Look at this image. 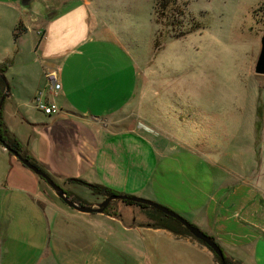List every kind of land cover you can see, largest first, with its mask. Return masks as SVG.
Wrapping results in <instances>:
<instances>
[{
    "label": "rangeland",
    "instance_id": "1",
    "mask_svg": "<svg viewBox=\"0 0 264 264\" xmlns=\"http://www.w3.org/2000/svg\"><path fill=\"white\" fill-rule=\"evenodd\" d=\"M32 2L37 4V0ZM58 2L51 0L49 12L59 13L71 27L69 19L73 17L69 16L74 15L77 6L75 18L84 23L80 26L78 22L73 27L77 26L81 37L84 36L77 47L83 56H73L66 64L61 81L67 96L63 92L59 99L67 100L70 105H77L80 100L82 104L78 108L73 106L77 113L88 111L90 116L108 119L97 123L99 148L93 152L102 157L99 161L104 165L108 161L115 168L104 169L103 164L97 163L93 167L95 179L107 180L111 183V189H107L119 195L139 194L138 198L156 202L146 184L154 175L159 154L170 149L180 152L179 144L185 150L192 148L193 153L199 152L197 157L221 169L227 186L242 182L254 192L253 205L258 207L250 219L255 225V230H250L256 234L253 233L256 241L252 244L251 261L264 264V76L253 73L259 37L264 31V0H175L161 5L162 12L156 9V0H60L61 6L55 9ZM22 38L25 41L22 40L18 50L34 52L30 38ZM19 60L13 67L16 72ZM28 67L30 71L34 68V74L38 73L31 61ZM19 71L22 72L18 75L24 76L21 77L24 88L16 91L24 94L32 73L22 74V67ZM3 76L12 84L10 75L3 73ZM80 81L82 87L78 92L83 93L78 99L75 92L68 90L73 91L72 87ZM6 86L8 90L7 82ZM23 106L20 103V109ZM8 108L11 106L7 101L0 109L2 127L23 152L32 149L41 135L48 145L49 142L54 145L57 157L58 148L62 147L85 161L87 147L82 142L87 140L84 132H89L91 127L84 120L74 143L76 148L71 149L62 145L63 128L54 117L43 116L33 104L27 106L29 117L17 108L19 115L8 116ZM106 125L115 134L105 131ZM44 153L46 156L47 152ZM19 168L48 188L32 171L21 164ZM58 174L50 177L63 192L74 194L82 201L101 196L74 181L75 178L66 179L68 172L62 170ZM52 200L69 213L77 212L57 196ZM247 209L248 205L244 210ZM178 214L189 221L187 215ZM148 218L149 226L165 223L175 228L176 225ZM17 223L7 226L0 221V264H36L42 255L38 248L58 241ZM178 226V231L188 234ZM115 238L120 244L125 242L126 250L141 261L139 264H214L208 252L181 244L176 245L175 253L161 252L144 232H140V237L135 233L126 239L115 233Z\"/></svg>",
    "mask_w": 264,
    "mask_h": 264
},
{
    "label": "crops",
    "instance_id": "2",
    "mask_svg": "<svg viewBox=\"0 0 264 264\" xmlns=\"http://www.w3.org/2000/svg\"><path fill=\"white\" fill-rule=\"evenodd\" d=\"M50 2L51 0H40V2L37 0L35 5L32 0H0V64L6 66L4 73L10 75L12 81L11 84L5 77L8 83V91L2 105L8 101L11 106L7 109L8 116L13 115L15 117L19 115L18 110H20L29 117L27 106L32 104L35 92L45 87L43 71L57 70L61 90L55 95H48V99L54 102L60 111L55 115L45 117H54L56 122L61 123L60 128H63L61 143L67 148H76L74 143L80 136L79 126L82 120L94 129L92 131L90 128L89 132H84L87 140L82 142V145L87 148L86 154L83 151L82 155L85 154L86 162L74 152L68 154L62 147L58 148L59 155L57 157L54 145L50 142L48 145L46 138L41 135L38 136L32 149L29 151L24 149L25 153L33 157L42 170L48 173L46 174L49 177L54 178L56 174L59 176L58 171L64 170L68 172L66 179L75 178V180H82L86 184H98L110 188L111 183L107 180L103 179L102 183L99 179H95V168L93 169L97 163L103 164L99 161L102 157L94 153L96 152L94 150L99 148L96 138L99 136L100 129L97 123L103 120L108 122V119L102 120L100 117L90 116L88 111H83L81 114L77 113L73 106L75 108L80 106L82 104L80 100H77V105L73 103L71 106L67 100L59 99L63 92V96L65 98L67 96L61 81L66 64L73 56H83L77 47L83 41L84 36L81 37L77 26L73 27L78 22L80 26L84 23L79 17L75 18L78 15L76 11L78 7L76 6L74 7V15L69 16L70 18L73 17L69 19L72 22L71 27H69L70 23L67 25V21L62 20L59 13L49 12ZM60 6V0L58 4H54L55 9ZM81 6L82 9L83 5L81 4ZM16 27H21L23 33L17 42H14L12 31ZM38 32L41 34L37 35ZM22 37L30 38L34 52L18 50L22 40L25 41V38ZM27 53L31 59L28 58ZM17 59L20 60L16 72L13 67ZM29 61L36 64L38 73L35 71L34 74L33 67L32 71L29 70ZM21 67L23 69L22 74L28 71L32 73L30 84L27 85L28 90L24 94L16 91L18 88H24L21 81V77L24 76L18 75L19 72H22L19 71ZM81 83L82 81L79 85L72 87V89L74 88L73 91L68 90V92H75L78 99L83 93L78 92L82 87ZM20 103L24 105L23 109H20ZM24 109L26 110L24 111ZM107 125L105 131H111L115 134V131ZM101 143L104 144V141ZM177 147L180 152H174L173 149H170L165 154H159L160 158L155 167L154 175L146 184L154 200H157L155 203L177 214L187 215L189 221H186L211 237L221 249L223 256L232 264H255L251 258L252 244L256 241V234L251 230H255V225L253 220H250L251 214L255 213L258 207V204L253 205L254 192L244 187L242 182L227 186L222 180L223 174L219 167L211 164L205 158L197 157L199 152L193 153L194 151H191L192 148L190 147H187L188 150H185L181 144ZM44 152H47L46 156ZM14 158L0 144V221L1 224L6 223L7 226L9 224L12 226L15 223L18 225L17 222H19L30 227L32 232L48 234L49 237L57 239L58 242L53 243L52 247L49 242L38 248L42 255L38 257L36 264H51L50 262L53 264L55 262L57 264H127L128 262L129 264H139L141 261L126 250L125 242L120 244L116 240L115 233L122 234L126 239L127 236L130 238L135 233H138V237H140V232H144L153 240L159 241V244H155L153 240L152 243L154 246H159L158 249L161 252L175 253L174 248L181 244L198 251L208 252L214 264H217L216 259L206 247L199 246L198 242L192 239L190 235L178 231L179 226L175 222L151 208L126 205L123 201L117 200L112 201L107 206V213L103 211L94 213V216H89L93 213L67 212L52 200L56 196L55 192L48 185V188H45L41 184L43 182L27 174L24 168L21 170L19 168L21 163L15 158L19 162L17 164ZM74 158H77V161ZM106 162L109 164H103L104 169L115 168L113 164ZM22 167L25 166L22 165ZM124 194L135 195V193L126 192ZM70 195L80 200L81 203L76 204L91 207L96 206L106 197L101 195L91 199V201H82L74 194ZM258 203L260 202L258 201ZM247 205L246 211L244 208ZM146 213L148 217L154 218L160 223H162L161 221H169L177 226L175 225L173 228L165 223L149 226L146 223V220H149ZM155 215L159 216V220L156 219ZM90 224L94 227L93 229H89ZM245 225H249V229ZM67 232L72 233V235H66Z\"/></svg>",
    "mask_w": 264,
    "mask_h": 264
},
{
    "label": "water",
    "instance_id": "3",
    "mask_svg": "<svg viewBox=\"0 0 264 264\" xmlns=\"http://www.w3.org/2000/svg\"><path fill=\"white\" fill-rule=\"evenodd\" d=\"M253 73L257 76H264V31L259 37V51L258 55L256 57L254 67H253ZM7 86L5 88L4 94L0 97V108L2 105V102L4 100V97L7 94ZM0 144L3 146V148L12 154L23 166L28 168L30 171H32L35 175L39 176L41 179H43L47 185L55 192L56 196L68 207L80 211L83 213H101L105 210V208L112 202V201H127L130 203L138 204L141 206H145L148 208H151L161 214H163L166 217H169L179 223L187 232L188 234L194 238L196 241L200 242L202 245H204L212 254L218 259L219 264H227L224 260L223 253L219 246L212 240L211 237L204 234L201 230L191 225L189 222H187L185 219H183L181 216L176 214L173 211L168 210L167 208L149 201L145 199H141L134 196H125V195H111L105 197L100 203L96 204V206H82L74 203L72 200H70L63 192V190L57 186L51 178L41 170H39L37 167L32 165L28 160L22 158L19 154H17L15 151L11 150L8 146H6L3 142L0 141Z\"/></svg>",
    "mask_w": 264,
    "mask_h": 264
},
{
    "label": "trees",
    "instance_id": "4",
    "mask_svg": "<svg viewBox=\"0 0 264 264\" xmlns=\"http://www.w3.org/2000/svg\"><path fill=\"white\" fill-rule=\"evenodd\" d=\"M167 1L169 3H173L175 0H156L155 2V6L156 9L161 10V5L165 6L163 4L167 3ZM162 12V10H161ZM23 33V29L21 27H16L13 31H12V39L14 42H17V39L19 38V36ZM5 65L4 64H0V97L4 94L5 92V88H6V79L3 76L4 70H5ZM0 141L3 142L6 146H8L11 150L15 151L17 154H19L22 158L28 160L32 165H34L35 167H37L39 170H41L42 172H44L42 170V168L38 165L37 161L31 157L30 155H27L25 152H23L20 148V145L18 144V142L7 132L6 129H4L2 127V123L0 121ZM45 173V172H44ZM41 179V178H40ZM77 183H80L82 185H86L90 188V190H93V192L98 193L100 195L103 196H111V195H117V193L113 192L112 190H109L105 187L99 186V185H88L80 180H74ZM64 194L69 197L73 202L75 203H81L80 200H78L77 198L72 197L69 193L64 192ZM124 204L126 205H131V206H137V207H141V208H147L145 206H141L138 204H134V203H130L127 201H123ZM108 209V207L105 208L104 212H106ZM107 213V212H106ZM161 214V213H160ZM163 215V214H162ZM164 216V215H163ZM168 219L172 220L173 222H175L176 224L180 225L179 223H177L176 221H174L173 219L169 218ZM187 232V231H186ZM188 233V232H187ZM213 240V239H212ZM200 243V242H199ZM214 258L216 259V261L218 262V259L214 256ZM224 260L227 264H232L231 262H229L228 259H226L224 257Z\"/></svg>",
    "mask_w": 264,
    "mask_h": 264
},
{
    "label": "built area",
    "instance_id": "5",
    "mask_svg": "<svg viewBox=\"0 0 264 264\" xmlns=\"http://www.w3.org/2000/svg\"><path fill=\"white\" fill-rule=\"evenodd\" d=\"M41 33L38 32V35ZM43 78L45 87L38 89L33 98L32 104L35 110L44 116H51L59 113V107L48 99V95H55L61 90L58 71L55 69L44 70Z\"/></svg>",
    "mask_w": 264,
    "mask_h": 264
}]
</instances>
